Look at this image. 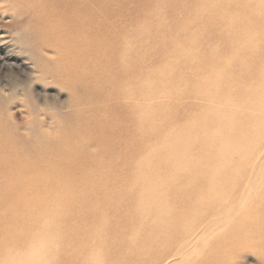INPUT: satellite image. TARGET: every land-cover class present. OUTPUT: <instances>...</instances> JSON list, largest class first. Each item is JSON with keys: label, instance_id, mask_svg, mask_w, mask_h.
Wrapping results in <instances>:
<instances>
[{"label": "rangeland", "instance_id": "374dc122", "mask_svg": "<svg viewBox=\"0 0 264 264\" xmlns=\"http://www.w3.org/2000/svg\"><path fill=\"white\" fill-rule=\"evenodd\" d=\"M52 1L54 7L59 4L56 10L51 7L45 9L44 4L38 0L34 7H29L30 0H0V134H5V126L15 130V143L24 149L20 152L33 162L35 144L39 143L41 147L38 149L43 150L48 139L49 149L53 151L65 145H76V142L82 148L85 138L86 141L90 138L93 141H89L91 143L84 151L79 147L77 149L79 160L86 163L83 165L74 160L72 168L66 171L73 175L74 180L65 172L64 179L70 180L72 192L77 195V199L55 200L58 204L72 202L75 211L72 218L67 224L61 225L57 215L52 213L42 219V222L48 220L54 223V227L42 223L45 229L41 233L42 243L46 248L52 247L51 251L48 249L50 252L55 251L54 246L69 248L67 244L70 242L66 243L68 240L63 236V230L81 235L86 225L92 226L88 228L97 231L99 235L103 232L99 238L102 241L125 236V243L142 239L147 243L151 238L170 236L169 246L173 245L179 253L185 249L184 242L178 239L179 233L166 228L167 224L177 221V218L170 215L172 217L166 222L158 224V220L152 217L156 208L150 210L152 215L146 217L136 212V202H130V197H137V194L129 182L126 183L125 175L128 176L130 171L144 170L147 159L148 167L145 171L150 181L166 187V199L161 204L172 205L176 209L173 210L174 214L179 213L181 206L184 210L185 203L197 197L198 186L209 184L211 177L208 173L222 159L224 149L200 153L196 146L199 144L197 139L201 138L200 130L211 134L217 131L218 118L210 116L212 109L231 115L233 124H237L235 130L239 140L249 148V152L242 162L235 155L233 158L239 161L238 164L229 166L234 171L239 166L244 169L238 177L236 190L234 184L222 188L215 197L218 212L214 211L201 220L207 225L218 219L223 220L221 216L227 213L231 203L237 209H247L242 218L249 214L250 209H254V204L259 200L264 205V0H164L161 5L154 4L157 0H96L103 6L105 25L110 26L99 31L92 27L86 30L88 32L89 29L92 35L95 32L96 44L105 41L109 45L105 53L107 55H112L115 47H119L120 40L117 45L116 39L111 43L108 41L112 36L119 38L113 33L125 31L128 22L138 23L144 18L141 16L144 13H151L148 25L153 26V30L155 24H164V28L158 27L162 32H156L157 35L161 34L162 40L152 49L151 44H154L146 39L144 32L137 39L132 38L134 43L140 41L142 44H138L137 49L143 52V61L137 62L138 67L135 64V70L128 69L132 75L121 79L120 85L114 70L110 78H99L100 82L105 80L103 84H87L85 79L84 82L68 85L56 75L58 73L52 68L55 67L53 54L42 51L46 15L57 14L66 3L75 7L78 0ZM141 1L145 2L148 10L136 9L131 4ZM130 11H133V15ZM247 33L252 36L253 45L250 47L243 42ZM72 34L77 35V31L72 30ZM119 57L123 61L127 59L126 55ZM128 57H135L134 52ZM168 64L173 67L176 75L173 80H170L171 74L168 75L165 70ZM44 65L51 68L48 73L43 69ZM205 77L209 80L207 83L210 88L209 93L205 94L207 102L191 92V88L196 87L192 83ZM203 112L205 118L201 117ZM109 117L115 119L110 120L108 128V124L102 127L101 133L100 124ZM89 120H94L88 132L91 137L80 132ZM112 126L116 127L111 130ZM188 128L189 131L184 134L183 131ZM58 131L61 135L53 139L54 132ZM227 131L225 129L223 133ZM123 134L129 137L123 139L122 147L116 140ZM211 138L208 137L209 140ZM167 139L175 141L167 146ZM185 140L190 142L188 145H192L193 152L190 155L200 159L197 166L205 167L208 172L205 175L208 177L176 176L184 165L164 161L167 153L178 143L184 144ZM233 143L238 142L234 140ZM189 151L186 148L187 155ZM101 159L105 161L99 163ZM141 163L145 164V168ZM78 164L84 167L81 171L79 168L72 172ZM220 165L224 167L222 161ZM171 172L174 174L171 175ZM100 174L103 178H96ZM61 182L65 183L64 180ZM186 192L189 193L187 196ZM94 197V204H86V201ZM84 211L90 215L87 216ZM102 212L107 222L104 228L90 222L91 218H98ZM128 212L130 219L124 222ZM60 216L64 218L62 214ZM86 219L90 223L85 224ZM18 233L12 244L19 242L23 246L29 242L26 233ZM175 234L176 237L172 238ZM199 237L192 239V244ZM72 242L77 246V241L72 239ZM139 243L145 244L143 241ZM2 245H5L4 242ZM65 253L70 255L72 250H61V255ZM53 254L43 259V264H62L60 253L56 251ZM1 258L4 259L5 254L0 252ZM178 259L177 252L175 254L170 250L161 257L158 264H179L176 263ZM233 264H264V255L258 246H243Z\"/></svg>", "mask_w": 264, "mask_h": 264}, {"label": "bare ground", "instance_id": "6f19581e", "mask_svg": "<svg viewBox=\"0 0 264 264\" xmlns=\"http://www.w3.org/2000/svg\"><path fill=\"white\" fill-rule=\"evenodd\" d=\"M35 1L36 0H30L29 7H34ZM38 1L42 2L44 8L47 10L49 7H51L52 10H56L59 5L54 7V1L52 0ZM157 3L161 5L164 3V0H159V2L157 0L154 4ZM131 4L135 5L136 9H149H146L147 6L143 1L138 4L134 2ZM56 13L57 14L54 15L49 13L46 15L43 37L44 47L42 51H48L53 54L52 57L55 67L52 68L58 73L56 75L68 85L84 82L85 79L87 80V84L88 82L103 84L105 80L100 82L99 78H110L113 70L115 74L117 73L120 85L121 79L132 75L128 69L135 70V64H137L138 67V63L143 61V52L137 49L138 44H142L140 41L134 43L131 41L132 38L137 39V37L141 36L140 33L144 32L146 39L154 44H151V49L162 40L161 34L157 35L156 32L159 31L158 27L164 28V24L163 22L155 24L154 30L153 26L149 27L148 23L151 19V13L148 11L141 15L144 16V18L139 21L137 20L138 23L134 24V22L130 20L131 23H126L125 31L122 32L120 30L121 32L116 31V33H113L117 34L119 38L112 36V39L110 38L111 40L109 39L108 41L111 43L116 39L115 45H117L120 40L118 43L119 47H115L112 55H107L105 53L109 45L106 44L105 41L96 44L95 32L92 35L89 33V29L88 32L86 30L92 27L99 31L110 26V24L105 25L102 4L98 3L96 0H78L75 7H71L69 3H66V5L61 8V11ZM129 13L133 15V11ZM136 13L138 12L136 11ZM131 15L129 19L132 18ZM69 28H71V30H69ZM72 30L77 31V35H73ZM159 32H162V30ZM251 39V34H245L243 42L248 43L247 47L253 45ZM152 40H155L156 43ZM133 52L135 57L129 58L128 55ZM120 55H126L127 59L123 61V58L119 57ZM217 64L218 62H216V65ZM102 67L103 71L101 72ZM43 69L47 73L48 70H51L48 65H44ZM165 70L168 75L171 74L170 80L176 77L173 67L169 64L165 66ZM207 82H209V80L206 77L200 78L192 83V85L198 88L190 87L192 90L191 92L194 93L195 96L204 98L206 102L207 98H205V94L210 91ZM127 88L129 89V87ZM183 89L185 90L186 87H183ZM146 98L148 99V97ZM90 104L88 105L90 106ZM208 105H210V103H208ZM210 113V116L218 118L219 125L217 131H212L211 134L208 131L200 130L199 136L201 138L197 139L199 144H196V146L199 147L200 153L224 149L222 150L221 159L224 163V167L220 165L221 161H217L215 167L208 173L205 167L197 166L200 163V159L190 155L193 151L191 150L192 145H188L190 143L188 140H185L184 144L178 143V146H174L172 151L168 152L164 158V161L168 164L178 163L184 165L180 167L182 169L176 176L186 175L188 177H193L195 175L200 178H206L208 175L205 174L208 173L211 177L209 184H200L198 186L196 190L198 191L197 197L185 203L183 207L184 210H182L181 206V209L178 210L179 213L174 214L173 210L176 209L172 205L161 204L166 199V187L158 185L154 181H150L145 171L148 167L147 159L145 161L146 168L145 164L141 163L145 168L144 170L137 172L130 171L128 176L125 175V178H127L126 183L129 182L130 187L132 186L131 188L135 189L137 194V197H130V202H136V212L146 217L152 215L149 211L156 208V213L153 214L152 217L158 220V224H163L172 216L177 218V221L167 224L166 228L179 233L178 239L181 240V243L184 242L186 245L185 249L181 250L179 253L177 249V251H175V248L172 247L173 245L169 246L171 241L170 236L151 238L147 243L144 239L125 243L126 238H123L125 236H122L120 239L111 237L106 241H102L99 238L102 236L101 234L103 232L99 235L97 231L88 228L92 226L86 225L85 228L82 229L81 235L67 232V229L63 230L65 231L63 236L68 240L66 243L70 242L67 244L69 248H62L61 246L55 247L54 244H52L55 249V251H53V256L56 251L61 255V250L71 249L72 253L70 255L66 253L61 255L60 260L62 264H158L161 257L172 250L175 254L177 252L179 256L176 262L179 264H233L234 258L237 256L240 248L248 245L258 246L264 255V205L260 200L257 204H254V209H250L248 212L249 214L243 218V212L245 211V213H247V209H237L234 206L235 204L231 203V205H228L229 208L226 211L227 213L221 216L224 218L223 220L218 219L208 225L204 220H201L214 211L216 213L218 212V208L215 205V197L222 188H227L231 184H234V190H236L238 186V184L236 185L238 177L244 172V169L242 166L238 165L240 168L234 171V168L229 166L233 165V163L237 165L239 161L242 162L249 152V148L239 140V136L235 130L237 124H233L231 115L219 113L214 109H212ZM201 117H204V112ZM111 119H115V117L102 120L101 126L99 125L100 129L107 124L108 126L106 127L108 128ZM92 122H94V120H89L87 126L80 130L85 136L89 135L88 132H90L89 129L92 126ZM115 127L116 126H112V128H110L112 130ZM225 129L228 131L223 133ZM99 131L102 133V129ZM188 131L189 128L185 129L183 132L186 134ZM15 133V130L5 126V134H0V246L3 242L5 244L2 245V250L0 249V252L5 254V258L0 259V264H43V259L46 257L49 258L50 254L53 252H50L52 247L47 246L49 248H46L43 245L44 242L41 233L45 229L42 223L46 222L45 224L49 227H54V223L51 221L48 222V220L42 222V219L46 215L52 213L57 215L58 223L61 225L67 224L72 218L73 213H75L74 206L71 205L72 202L71 204L67 202L58 204L55 200L58 198H71L70 200L77 199V195L75 196L72 192V184L69 183L70 180L64 179V176L67 173L66 171L72 168V161H80L83 165L86 162L79 160L80 155H78L77 149L78 147L80 149L81 146L78 142H76V145H65V147H62L58 151H56V149L53 151L49 149V139L45 143L43 150L38 149L41 147L39 143L35 144L33 151L34 162L29 161L26 159L28 157L25 155L23 156L20 152L24 149L22 150L15 143ZM56 135L60 136L61 134L59 131L58 133L54 132L53 139L57 137ZM125 135L126 134H123L122 137L116 140L121 146L124 142L123 139L129 137ZM208 137L212 138L209 140ZM53 139H51V142ZM234 140H237L238 143H233ZM89 141H91V138ZM89 141H86L85 138L80 150L84 151L85 148L87 149V146L93 142ZM165 141L166 145L169 146L175 140L167 139ZM115 143L116 142L113 144ZM126 144H128V142ZM126 144L124 147L127 146ZM186 148L190 150L189 155L186 153ZM53 152H55V155ZM72 154H75V156ZM235 155L239 157V161L233 158ZM104 161L105 160L101 159L99 163ZM81 164L74 166L72 172L79 168L81 171V168L84 167ZM96 169H98V167ZM24 170L26 173H24ZM197 170L198 172L196 173ZM69 174L71 175V173ZM173 174L174 173L171 172V175ZM71 177L74 180L73 175H71ZM96 178H103V176L100 174L99 177ZM61 180H64L65 183H62ZM188 194L189 193L186 192V196ZM94 200L95 197L86 201V204H94ZM213 205L215 206L212 207ZM92 209H94L93 205ZM84 212L85 214L88 213L87 211ZM60 214L64 216L63 219H61ZM237 214H239V216L235 218ZM89 215L90 214H87V216ZM129 216L130 212L124 216V222L130 219ZM165 216L167 217L165 218ZM36 220H38L37 224L35 223ZM82 220L84 221L85 218L83 217ZM82 220L80 222H82ZM92 221L93 224L103 226V228L107 226L103 212L98 218L97 216L93 219L91 218L90 222ZM90 222L86 219L85 224ZM21 231L27 234L26 240L29 242L22 244L23 246H20L19 242L12 244L17 234H19L18 232ZM136 233L140 234L141 231H137ZM198 236H200L199 239L192 244ZM174 237H176V234L172 235V238ZM72 239L78 242L76 244L77 246L73 245ZM81 239H83L85 243H83ZM129 240L132 241L131 238ZM140 241H143L147 246L139 243Z\"/></svg>", "mask_w": 264, "mask_h": 264}, {"label": "clouds", "instance_id": "9594fccd", "mask_svg": "<svg viewBox=\"0 0 264 264\" xmlns=\"http://www.w3.org/2000/svg\"><path fill=\"white\" fill-rule=\"evenodd\" d=\"M48 134H51V132H49Z\"/></svg>", "mask_w": 264, "mask_h": 264}]
</instances>
